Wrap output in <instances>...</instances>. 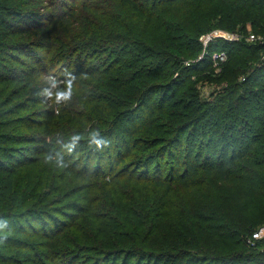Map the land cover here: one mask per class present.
Wrapping results in <instances>:
<instances>
[{
    "label": "trees",
    "instance_id": "16d2710c",
    "mask_svg": "<svg viewBox=\"0 0 264 264\" xmlns=\"http://www.w3.org/2000/svg\"><path fill=\"white\" fill-rule=\"evenodd\" d=\"M78 1L0 0V264H264V0Z\"/></svg>",
    "mask_w": 264,
    "mask_h": 264
},
{
    "label": "rangeland",
    "instance_id": "374dc122",
    "mask_svg": "<svg viewBox=\"0 0 264 264\" xmlns=\"http://www.w3.org/2000/svg\"><path fill=\"white\" fill-rule=\"evenodd\" d=\"M83 1V0H82ZM76 2V1H75ZM81 0L78 1V4H81L80 3ZM59 4H55V8L57 9L59 6ZM60 10V9H59ZM39 14H41L42 16H45V17H42V18H47V12H49L48 10L46 9H39ZM44 23H46L45 20L41 19ZM54 24H56L54 22ZM248 31H250V26L247 27ZM215 30H221V31H225L227 33H233V34H236L234 32H229L228 30H225V29H215ZM214 30V31H215ZM246 42V41H245ZM247 44H252V43H248L246 42ZM255 44H260L259 42H256ZM261 45V44H260ZM208 47V46H207ZM206 47V48H207ZM206 48L204 47V50H206ZM264 55V49L262 51V59H263V56ZM45 56V54H44ZM46 57V56H45ZM228 59H226L224 61V63L221 64V66L218 68L217 71H215V73L219 74L220 72H222V66L226 64ZM63 66L61 65L60 67H58V70L56 71H51L50 72V75L49 77L47 78L48 82H50V86H51V100L53 101L54 99L56 100L57 102V99H56V91H58L60 89V86H65V80L61 77L63 76L65 73L63 71V73H60V70H64ZM60 74V75H58ZM193 82L195 83L196 85V90L197 92L199 93V97L201 99V101H212L214 99V96H216L217 94H219L221 92V87L219 85H217L216 83L214 82H210V78L207 77V75H203V76H199L198 78L195 77V78H192ZM67 93V92H66ZM39 96H45L43 94L39 95ZM46 98V102L49 100V96H45ZM45 104V103H44ZM32 106V104H31ZM44 105H39V106H35V107H32L33 109L32 110H39V109H42ZM31 112V111H30ZM28 112L26 113H22L23 114H27ZM20 179L17 178L16 182H19ZM264 224V223H262ZM78 264H82V262H79Z\"/></svg>",
    "mask_w": 264,
    "mask_h": 264
},
{
    "label": "built area",
    "instance_id": "2783aa9c",
    "mask_svg": "<svg viewBox=\"0 0 264 264\" xmlns=\"http://www.w3.org/2000/svg\"><path fill=\"white\" fill-rule=\"evenodd\" d=\"M218 39L227 41V42H239L242 39L248 43L255 44L259 42L264 46V37H259L250 33L246 36L242 34H233L227 33L221 30H215L211 33H208L201 37V42L203 46L206 48L211 42L216 41ZM264 56V55H263ZM227 59V55L225 52H218L212 56V67L215 71L221 66L222 63ZM264 60V57H263ZM246 244L253 249L264 251V224L256 228L246 239Z\"/></svg>",
    "mask_w": 264,
    "mask_h": 264
},
{
    "label": "clouds",
    "instance_id": "9594fccd",
    "mask_svg": "<svg viewBox=\"0 0 264 264\" xmlns=\"http://www.w3.org/2000/svg\"><path fill=\"white\" fill-rule=\"evenodd\" d=\"M43 95L45 96H51L52 93L45 90ZM71 95V92H67V93H57L56 95V99H57V102H59L61 99H68L69 96ZM90 143L91 144H94L97 148H102L104 146H106L107 144V141L104 140L101 136H100V133L98 131H94L92 134H91V140H90ZM51 157H49L50 159ZM6 222H0V230H3L5 227H6ZM3 239L0 238V243H3Z\"/></svg>",
    "mask_w": 264,
    "mask_h": 264
},
{
    "label": "water",
    "instance_id": "95a60500",
    "mask_svg": "<svg viewBox=\"0 0 264 264\" xmlns=\"http://www.w3.org/2000/svg\"><path fill=\"white\" fill-rule=\"evenodd\" d=\"M202 58H200V60H201Z\"/></svg>",
    "mask_w": 264,
    "mask_h": 264
}]
</instances>
